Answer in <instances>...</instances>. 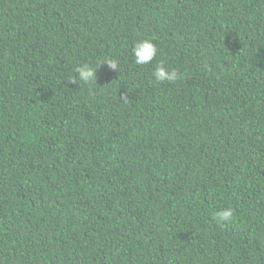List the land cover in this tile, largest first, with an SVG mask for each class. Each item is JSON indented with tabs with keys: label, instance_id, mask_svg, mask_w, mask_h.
<instances>
[{
	"label": "trees",
	"instance_id": "1",
	"mask_svg": "<svg viewBox=\"0 0 264 264\" xmlns=\"http://www.w3.org/2000/svg\"><path fill=\"white\" fill-rule=\"evenodd\" d=\"M0 264H264V0H0Z\"/></svg>",
	"mask_w": 264,
	"mask_h": 264
},
{
	"label": "clouds",
	"instance_id": "2",
	"mask_svg": "<svg viewBox=\"0 0 264 264\" xmlns=\"http://www.w3.org/2000/svg\"><path fill=\"white\" fill-rule=\"evenodd\" d=\"M157 46L149 39H142L135 43L132 48V54L136 65L150 64L157 56ZM101 65H107L111 70L119 69L118 62L116 60L106 59ZM97 69L90 67L89 65L78 66L75 68L76 78L72 80L75 83L79 81L88 84L91 83L96 77ZM153 77L157 82H174L178 79V72L173 69L169 70L164 66L163 61L156 64L153 71ZM215 217L219 221H228L233 217V209L225 208L215 214Z\"/></svg>",
	"mask_w": 264,
	"mask_h": 264
}]
</instances>
